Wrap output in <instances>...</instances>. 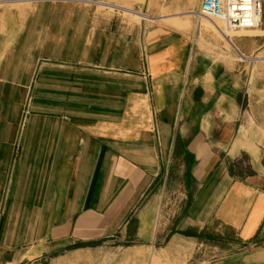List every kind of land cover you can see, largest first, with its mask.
Listing matches in <instances>:
<instances>
[{"label": "crops", "instance_id": "0c3cea01", "mask_svg": "<svg viewBox=\"0 0 264 264\" xmlns=\"http://www.w3.org/2000/svg\"><path fill=\"white\" fill-rule=\"evenodd\" d=\"M96 1L36 7L0 54V264L127 228L187 261L207 236L218 253L232 235L243 248L201 264H264V122L246 119L264 107L245 95L242 69L198 46L188 0ZM173 180L177 217L159 219Z\"/></svg>", "mask_w": 264, "mask_h": 264}, {"label": "rangeland", "instance_id": "374dc122", "mask_svg": "<svg viewBox=\"0 0 264 264\" xmlns=\"http://www.w3.org/2000/svg\"><path fill=\"white\" fill-rule=\"evenodd\" d=\"M85 1L96 0H0V54L12 43L17 32L24 23L26 14L33 11L36 7L47 4H61L68 6L75 3H83ZM200 0H188V12L182 18L188 20L190 26L199 35L198 46L209 57L222 61H233L236 67L242 69L241 77L245 80V95L256 96L258 99L257 109L264 107V45L258 51H255L257 43L255 40L260 39L264 42V15L262 24L255 29L228 30L222 21L215 19L214 21L205 16H198L195 12L198 9ZM98 2V1H96ZM97 9L106 8L108 11H120L115 4H94ZM140 6V5H139ZM130 8L128 10L139 13H145L141 7ZM179 9V7H178ZM168 7L162 6L158 9L159 13L164 14L170 12ZM179 9L178 11H180ZM138 20L139 18L136 17ZM154 23V21H147ZM219 27L227 36V38L216 28ZM195 27V28H194ZM201 37V38H200ZM229 39V41L227 40ZM262 51V52H260ZM33 79L24 86V93L19 103L18 115L14 124L12 136V157H15L19 151L20 143L24 128L28 122L32 111V88ZM253 108V107H252ZM252 124H261L264 122V116L260 117L255 113H248L246 118ZM179 181L173 180L169 182L167 189L168 195L165 198L167 203L165 211H159L158 217L172 221L178 214L180 208V198L178 192ZM3 194V193H2ZM4 195L0 198V206H3ZM135 209V208H134ZM199 242L196 252L192 259L186 260L183 257H171L168 254L155 253L147 247L139 246L137 239L132 235L131 230L122 229L108 235L99 241L88 245H73L58 249L48 254H44L35 259L29 258L24 264H201L202 259H211V257L223 256L224 254H234L243 248V245L229 235V241L220 242V250L217 253L213 249L211 238Z\"/></svg>", "mask_w": 264, "mask_h": 264}, {"label": "built area", "instance_id": "2783aa9c", "mask_svg": "<svg viewBox=\"0 0 264 264\" xmlns=\"http://www.w3.org/2000/svg\"><path fill=\"white\" fill-rule=\"evenodd\" d=\"M195 13L222 21L228 30L255 29L262 24L264 0H200Z\"/></svg>", "mask_w": 264, "mask_h": 264}, {"label": "bare ground", "instance_id": "6f19581e", "mask_svg": "<svg viewBox=\"0 0 264 264\" xmlns=\"http://www.w3.org/2000/svg\"><path fill=\"white\" fill-rule=\"evenodd\" d=\"M219 21V20H218ZM218 27V26H217ZM218 30H220V32L225 36L226 34L224 32H222V30L218 27ZM241 31H246V30H241ZM226 37V36H225ZM227 38V37H226Z\"/></svg>", "mask_w": 264, "mask_h": 264}]
</instances>
